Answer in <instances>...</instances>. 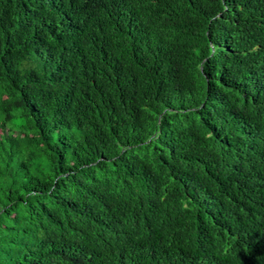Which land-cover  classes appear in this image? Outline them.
I'll list each match as a JSON object with an SVG mask.
<instances>
[{
  "label": "trees",
  "instance_id": "1",
  "mask_svg": "<svg viewBox=\"0 0 264 264\" xmlns=\"http://www.w3.org/2000/svg\"><path fill=\"white\" fill-rule=\"evenodd\" d=\"M0 264H264V0H0Z\"/></svg>",
  "mask_w": 264,
  "mask_h": 264
}]
</instances>
